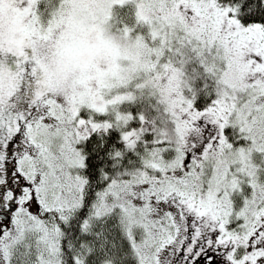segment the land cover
<instances>
[{"label":"snow or ice","instance_id":"1","mask_svg":"<svg viewBox=\"0 0 264 264\" xmlns=\"http://www.w3.org/2000/svg\"><path fill=\"white\" fill-rule=\"evenodd\" d=\"M0 264H264V0H0Z\"/></svg>","mask_w":264,"mask_h":264}]
</instances>
